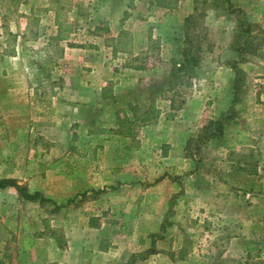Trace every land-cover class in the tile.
Instances as JSON below:
<instances>
[{
	"label": "rangeland",
	"instance_id": "obj_1",
	"mask_svg": "<svg viewBox=\"0 0 264 264\" xmlns=\"http://www.w3.org/2000/svg\"><path fill=\"white\" fill-rule=\"evenodd\" d=\"M53 1L24 0L6 29L0 11V178L31 191L60 181L62 190L74 172L89 184L58 210L1 190L0 257L8 247L19 264L37 256L78 264L96 245L55 253L41 241L52 239L40 235L43 220L66 246L84 240L87 217L103 210L98 236L107 251L97 252V264H132V255L137 264H264V0H180L173 9L152 0H65L73 23L66 40L46 11ZM110 26L130 31L127 53L111 54ZM188 47L197 62L181 66ZM141 53L145 60L132 61ZM133 62L144 68L128 70ZM235 65L243 77L237 97ZM92 69L117 74H106L104 89L86 90L102 79ZM114 92L115 101L99 96ZM137 97L155 100L161 114L140 127L137 145L117 139L109 150L118 153L107 158L87 132L110 130ZM222 117L223 133L207 139L203 128ZM93 146L103 147L98 157ZM44 248L50 256L32 253Z\"/></svg>",
	"mask_w": 264,
	"mask_h": 264
},
{
	"label": "trees",
	"instance_id": "obj_2",
	"mask_svg": "<svg viewBox=\"0 0 264 264\" xmlns=\"http://www.w3.org/2000/svg\"><path fill=\"white\" fill-rule=\"evenodd\" d=\"M24 0H0V11L3 12L2 17V27L4 29L8 28V18L9 15L14 11V8L19 7L20 4ZM66 2L65 0H54L53 4L50 8H46V11L53 10L54 11V22L57 27V30L60 34V38L63 40H66L68 38V33L73 28V23H71L67 19L66 11L69 10V8H66ZM180 0H152L150 4L155 3L156 5H159L161 7L167 8V9H173L176 8L179 4ZM78 12L80 16H83L82 14V8L80 7V4L77 5ZM191 16L188 17V21H190ZM97 31H104V32H110V29L104 28V27H96ZM151 36V35H150ZM16 38V36H14ZM189 42V41H188ZM131 43V33L127 29H120L117 35L109 37L107 39V45L112 48L113 54L117 55L119 53H127L129 51V46ZM158 42L154 41L152 43L151 49L156 47ZM11 46V44H10ZM70 47H83L76 46L70 43ZM240 47L238 46V49ZM196 49L194 47H188V52L186 49V52L184 53L185 59H183V64L181 66L186 65L187 63H196L197 58L195 57ZM241 49V48H240ZM188 55V56H187ZM146 54L141 53L140 55L136 56L132 61H142L145 60ZM188 58V59H187ZM129 63V67L135 70H142L144 68V65L140 62L137 63ZM235 73H236V82L234 84V90L236 92V97L238 95V81L242 79V71L239 69L236 65L234 66ZM129 110L131 112L128 113V111L123 110L122 113L117 114L118 119V127L120 128V134L124 136V138L130 139L133 144L137 145V135L140 132V127L144 124H147L153 120H156L159 118L161 114V110L158 107L157 103L153 99L149 98H143V97H137L134 99L132 103L129 105ZM225 117H222L217 120H211L208 122V124L203 128L202 134L209 138H217L219 137V134L223 133L224 130V119ZM111 130V129H110ZM104 131V130H101ZM8 188H13L18 194V197L25 201H31V202H39L40 204H45L48 202L53 203L56 206L55 210H58L64 206L63 204L57 203L52 198H49L44 195L41 191H31L27 184L21 183L17 178L14 177H1L0 178V191L5 190ZM43 224L45 225L46 229L40 233L41 236H48L55 240L59 248H63L65 246L66 240L64 235L59 233L57 229L51 228L49 221L47 219L43 220ZM90 226H98V221L93 220L90 221ZM49 232L47 229H49ZM5 253L0 257V264H4L5 260L9 258V248H5ZM153 250V249H152ZM154 251V250H153ZM149 252V251H148ZM8 257V258H7ZM131 263H136V255L131 256Z\"/></svg>",
	"mask_w": 264,
	"mask_h": 264
},
{
	"label": "crops",
	"instance_id": "obj_3",
	"mask_svg": "<svg viewBox=\"0 0 264 264\" xmlns=\"http://www.w3.org/2000/svg\"><path fill=\"white\" fill-rule=\"evenodd\" d=\"M110 29L112 30V36L117 35V33L119 32V29H117V30L113 29V26H110ZM100 49L101 50H96V52L100 53L103 49H105V46H100ZM107 49H109V48H107ZM110 52L113 55V51L111 50ZM112 55H110L108 57V59H111ZM83 62L86 64L87 62H91V61L84 60V61H82V63ZM110 64H112V62H110ZM104 65H105V63H104ZM113 65H116V63H113ZM128 70L135 71L134 69H128ZM111 72L117 74V72H114V69H92L91 74H93L95 76L98 75V74H102V79L98 83L97 87H85L84 89H86V90L87 89H90V90L91 89H98V90L104 89L105 88L104 86L108 83L107 80L112 79V77L111 78L109 77L106 80L105 76H106V74L110 75ZM99 96H100L101 99L113 98L112 101H115V98H114L115 92L114 93H110L109 96L105 95L106 98L102 97V93L101 94L99 93ZM88 104L92 105V102H90ZM112 120H113V118H112ZM110 122H111V120H110ZM106 127L108 128V130L106 129ZM110 127L115 128L114 131L111 132L109 130L108 125L106 124L104 131H101L100 130L101 128H98V129H95V130L91 129V130H88L87 136H86V137H89L90 139H93V140L95 138L100 139L102 141V142H100V144H105V146L107 147V151H108L107 152V158L109 156H111V158H112L113 154L118 153V152H115V151H110L109 149H111L112 145H114V142L117 139H121L122 137L124 138V136L121 135L119 132L117 133L118 123H117L115 118H114V121L110 124ZM112 128H110V129H112ZM83 136H85V135H83ZM116 142H118V140ZM92 148H94V150L92 149V151L95 153L94 155H97V157H98L99 155H98L97 151L99 149L103 148V147L102 146H93ZM58 149H59V147L56 146V147L52 148V152L53 151L55 152ZM173 149H175V146H174ZM73 150H75L74 147H73ZM169 155H170V152H168V156ZM110 166H112L111 168L114 171H117V170L121 171V166H123V165H121L120 163H114L113 162V163L110 164ZM71 173H72V175H67L66 176V177H68V179H70L71 183L68 184V182L64 181V185L62 186V190L60 188V186L62 185V182L59 181V183H57V186H54V185L48 183L47 185H43L41 187H38V188H36L33 191H36V190L41 191L42 193H44L45 196H47L49 198H52L53 200L57 201L58 203L59 202H63L69 196H73V195L77 194L79 191H81L82 189L87 188V184H89V181L87 180V178H86L85 181H80V179L75 175L74 172H71ZM66 174H68V173L66 172ZM116 175H117V177H119L120 176V172H118ZM89 186H92V185H89ZM62 191H64V192H62ZM106 214L107 213L105 211L99 210L98 213L90 214L87 217V220L85 222V227H86V235H84L85 239L84 240L81 239L80 242L79 241H75V242H72V243L66 245L63 248H59L56 245V242L53 241L52 239H48L47 240V238H46L47 241L46 240H41V241H42V243H46L47 245L48 244L52 245V249H53V251H55V253L57 251H64V249H66V251H67L68 250L67 246L70 247V248L80 247L82 249H83V246H86V247H90L91 249H94V245H96L98 250L95 249V252L93 254L90 251L91 252L90 256L86 257V259L81 258V260H80V262L78 264H97L99 261H97L95 258L97 256H100V254H97V252L99 251V253H101V252H106L107 251V249L102 250V248H101L102 247L101 245H102V242H103L102 241V237L98 236V233L100 231H104V229H105V220L104 219L106 218ZM93 220H97L98 221V226H96V227L95 226H90L91 225L90 221H93ZM153 232H155V230H153ZM50 241H52V242H50ZM53 246H54V248H53ZM41 251L44 252V255H46V256L47 255H49V256L51 255V252H49V250L47 248L41 249L39 251H38V249H32V253L33 254H36V253L41 254ZM66 251H64V252H66ZM91 256H93V257H91ZM49 258H50V260L47 261V259H42L41 257L37 256V257H34V259H31L29 261V263H21V264H64V262H65V260H62V261L61 260H57V261H55V260L51 259V257H49ZM91 258H93L94 260L91 259ZM19 262H20V260H18V258H13V259L10 258L8 260L6 259L4 264H17V263L19 264Z\"/></svg>",
	"mask_w": 264,
	"mask_h": 264
}]
</instances>
